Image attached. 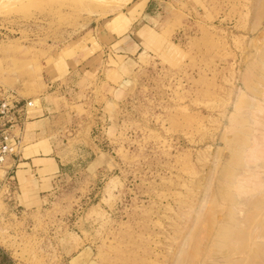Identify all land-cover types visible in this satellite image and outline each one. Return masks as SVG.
<instances>
[{"label": "rangeland", "instance_id": "1", "mask_svg": "<svg viewBox=\"0 0 264 264\" xmlns=\"http://www.w3.org/2000/svg\"><path fill=\"white\" fill-rule=\"evenodd\" d=\"M6 1L0 83L60 172L0 168V264H264V0Z\"/></svg>", "mask_w": 264, "mask_h": 264}, {"label": "crops", "instance_id": "2", "mask_svg": "<svg viewBox=\"0 0 264 264\" xmlns=\"http://www.w3.org/2000/svg\"><path fill=\"white\" fill-rule=\"evenodd\" d=\"M148 2L149 0H144L141 9L138 10L135 8V4L132 5L130 12L134 14V18L137 14L141 19L147 16L149 17L146 13ZM116 57H118V59ZM120 59L121 61H119ZM112 61L115 65L107 69L109 70L107 73L113 77V75L118 73L115 71H117V68H119L120 64L124 61V57L123 55H116ZM104 74L106 76V70ZM41 103H45L43 98L41 99ZM44 119L46 118L43 117L26 123V125L28 124L27 143L23 147L20 156L15 161L11 160L14 169L10 170L14 173L12 177H16L17 181L18 177L22 175L25 179L24 182L28 186V190L31 192L33 191V193L36 191L37 195L42 191H46L47 189H42V186H51L60 172V164L57 163L55 158L56 154H54L55 148L47 139L51 137L52 132H42L37 129L40 124L44 123ZM36 136L40 138L37 139Z\"/></svg>", "mask_w": 264, "mask_h": 264}, {"label": "built area", "instance_id": "3", "mask_svg": "<svg viewBox=\"0 0 264 264\" xmlns=\"http://www.w3.org/2000/svg\"><path fill=\"white\" fill-rule=\"evenodd\" d=\"M34 108L32 99L0 83V168L20 156L24 128Z\"/></svg>", "mask_w": 264, "mask_h": 264}, {"label": "bare ground", "instance_id": "4", "mask_svg": "<svg viewBox=\"0 0 264 264\" xmlns=\"http://www.w3.org/2000/svg\"><path fill=\"white\" fill-rule=\"evenodd\" d=\"M4 1H6V0H4ZM11 1V0H10ZM113 1V0H112ZM116 1V3H114L115 4V7H117V8H119V7H123L124 5H126V4H128L131 0H115ZM114 1V2H115ZM6 3H7V1H6ZM113 7V6H112ZM113 9V8H112ZM96 12V11H95ZM87 13V12H86ZM236 175V174H235ZM244 192V191H243ZM232 196V195H231ZM234 196V195H233ZM258 197H261V195L260 196H258ZM233 199V198H232ZM234 203H235V201L234 200H232ZM250 202V201H249ZM251 203V205H254V209H257V212L258 211H261V208H263V206H264V200L263 199H259V198H255V200H253V201H251L250 202ZM246 205H248V204H246ZM250 205V204H249ZM251 208V207H250ZM259 209V210H258ZM253 210V209H252ZM260 214H262V215H264V213H261L260 212ZM264 218V217H263ZM245 219H247V220H249V221H251L252 219H253V215L251 216L250 214L247 216V217H245ZM263 220V219H262ZM248 230H245V232H247ZM223 235H224V233H223ZM249 236V235H248Z\"/></svg>", "mask_w": 264, "mask_h": 264}]
</instances>
